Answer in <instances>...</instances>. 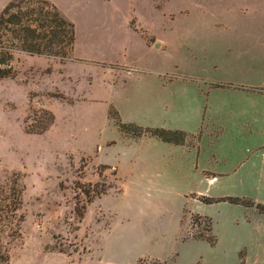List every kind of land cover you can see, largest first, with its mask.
Returning a JSON list of instances; mask_svg holds the SVG:
<instances>
[{
    "label": "rangeland",
    "instance_id": "rangeland-1",
    "mask_svg": "<svg viewBox=\"0 0 264 264\" xmlns=\"http://www.w3.org/2000/svg\"><path fill=\"white\" fill-rule=\"evenodd\" d=\"M57 2L80 53L86 14ZM172 7L152 17L163 43L153 52L119 47L102 63L71 50L63 59L13 53V75L0 79V264H264V7ZM139 11L153 22L148 7ZM251 63L257 73L246 79ZM116 64L205 85L183 98L173 90L179 115L208 104L209 124L183 132L176 146L188 152L172 164L171 143L119 128L106 94L125 88L128 69ZM152 138L168 145L158 160Z\"/></svg>",
    "mask_w": 264,
    "mask_h": 264
},
{
    "label": "crops",
    "instance_id": "crops-1",
    "mask_svg": "<svg viewBox=\"0 0 264 264\" xmlns=\"http://www.w3.org/2000/svg\"><path fill=\"white\" fill-rule=\"evenodd\" d=\"M10 1L12 0H0V2H2L0 8ZM46 1L53 2L54 6H61L58 4L57 0ZM70 1L72 0H67V2ZM73 1L77 4L76 7L82 9V12L86 14L84 22L89 26V32L87 33V43L83 47L84 51L79 53L77 42L74 41L71 52H73L76 58L91 59L96 63L106 62L100 57L111 54L119 47H123L125 50H127L128 47V49L132 48L135 50L138 46H141L144 51L147 52H153L162 48L163 43L157 39L153 33L155 30V20L152 19V17L154 18L158 11L162 14V8L171 10V8H173L172 6L176 7L183 4V0ZM242 1L243 0H235V2L241 3ZM249 1L251 3V14L255 10L253 6L256 9L258 7H264L263 2H255V0ZM146 7H148V12H151V15H153L151 16L153 24L144 23L140 19L141 13L139 10L145 11ZM247 7L250 9V4ZM176 11L172 13L175 15ZM180 12L181 11H179V13ZM172 13H169V17H172ZM123 44L127 46H122ZM156 45H158V48L155 47ZM250 50L251 49H249L248 54H250ZM119 67L129 70L125 71L126 75H124L126 79L125 88H123V86L119 88V90L115 89V94L113 95L107 92L106 99L108 103H112L118 110L123 124L132 123L144 128H161L171 131L177 130L186 134L198 133L202 130L203 126L207 127V124H209L208 104H205L206 107L198 104L193 110H190L191 113L188 112L185 113V115H179L180 113L175 110L177 109L175 106L176 98L173 99L171 96L174 88L179 90L182 98L185 96L187 89L191 91V88L197 91V95H200L202 94L201 86H205L204 84L192 82L191 80L180 78L177 75L176 78L171 80L165 79V75L171 73L172 70H160L152 67L139 69L129 65ZM241 72L243 74L245 73L246 79L248 76L251 77L253 72L257 73L256 63H254V66L252 63L248 64L247 68ZM243 81H246L247 86H252L251 82L248 80ZM204 100L207 102L208 98ZM211 113L213 115L212 110ZM215 114L216 113H214V116ZM217 120H219L218 116ZM216 123L220 126L219 121H216ZM211 125H213V123ZM149 145L151 146L150 148L153 151L155 160L160 158L156 150L163 145L168 146L153 138L149 140ZM169 145L171 155L168 157V160L171 164L174 160L172 156L174 153L188 152L183 146ZM189 152L191 153L193 150ZM197 157L198 155H196V158Z\"/></svg>",
    "mask_w": 264,
    "mask_h": 264
},
{
    "label": "trees",
    "instance_id": "trees-1",
    "mask_svg": "<svg viewBox=\"0 0 264 264\" xmlns=\"http://www.w3.org/2000/svg\"><path fill=\"white\" fill-rule=\"evenodd\" d=\"M74 41L73 23L65 19L50 2L46 0L9 2L0 13V79L13 75L10 62L15 51L30 56L63 59L72 49ZM50 119L52 120L51 117ZM118 126L122 131H126L128 127L121 122ZM135 128L166 143L182 145L184 141L185 134L181 131ZM226 200L233 204H244L237 198Z\"/></svg>",
    "mask_w": 264,
    "mask_h": 264
},
{
    "label": "water",
    "instance_id": "water-1",
    "mask_svg": "<svg viewBox=\"0 0 264 264\" xmlns=\"http://www.w3.org/2000/svg\"><path fill=\"white\" fill-rule=\"evenodd\" d=\"M155 47L158 48V45H156Z\"/></svg>",
    "mask_w": 264,
    "mask_h": 264
}]
</instances>
